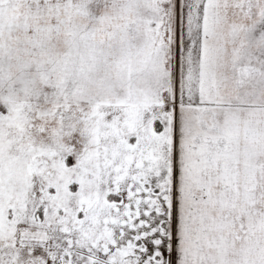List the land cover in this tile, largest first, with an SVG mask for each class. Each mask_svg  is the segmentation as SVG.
Instances as JSON below:
<instances>
[{"label":"snow or ice","instance_id":"1","mask_svg":"<svg viewBox=\"0 0 264 264\" xmlns=\"http://www.w3.org/2000/svg\"><path fill=\"white\" fill-rule=\"evenodd\" d=\"M0 264H264V0H0Z\"/></svg>","mask_w":264,"mask_h":264}]
</instances>
